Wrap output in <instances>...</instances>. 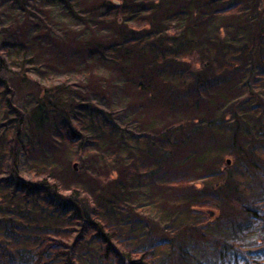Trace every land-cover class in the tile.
<instances>
[{
	"label": "trees",
	"instance_id": "1",
	"mask_svg": "<svg viewBox=\"0 0 264 264\" xmlns=\"http://www.w3.org/2000/svg\"><path fill=\"white\" fill-rule=\"evenodd\" d=\"M6 2L0 264H264V0Z\"/></svg>",
	"mask_w": 264,
	"mask_h": 264
},
{
	"label": "rangeland",
	"instance_id": "2",
	"mask_svg": "<svg viewBox=\"0 0 264 264\" xmlns=\"http://www.w3.org/2000/svg\"><path fill=\"white\" fill-rule=\"evenodd\" d=\"M5 4H6V6L4 7ZM2 8H3V10H2ZM2 8H0V10H1L0 11V46H1L2 41L8 37L9 31H11L10 27H11L12 24H14L13 23V17L15 15V14H13L9 3L6 2V3L2 4ZM5 10H6V12L4 13ZM36 19L37 18L35 16V18H33V20H36ZM20 23L22 24V20L20 21ZM54 27L56 29V26H54ZM39 29L43 30L44 29V25L43 26H39ZM17 99H18V103L19 104H24L25 100L27 101L28 97H27V95L26 96L23 95V96L17 97ZM145 121L147 123L148 119L145 120ZM141 122L144 124V120H141ZM147 132H149V131L147 130ZM153 132L155 133L156 131L153 130ZM109 151L111 152L112 150H109ZM73 160L74 161H72L71 166H74V163L77 164V167L75 168L76 170H74V174L73 175H75L76 179H78V180H74V181L75 182L78 181L79 183L81 182L82 184H84L86 190L88 188V191L89 190L90 191H94L95 185L93 184V181H91L92 177L90 178L88 176V174L91 173V174H94L95 176L96 175L100 176V174H104L106 172L105 167H103V168H102V166L99 167L97 165V163L93 161V159H89L88 157H87V162L85 163V165H81L80 160H76V159H73ZM115 161L110 159V161H108L109 166H112L113 164L115 165ZM123 161L124 160L122 159V162ZM63 163H67V162H63L62 161V163L60 164L62 166V170L66 166V164H63ZM71 174L72 173L67 172L66 175H65V174H63L61 172L60 176L62 178H65L67 181H69V179H67V178Z\"/></svg>",
	"mask_w": 264,
	"mask_h": 264
},
{
	"label": "water",
	"instance_id": "3",
	"mask_svg": "<svg viewBox=\"0 0 264 264\" xmlns=\"http://www.w3.org/2000/svg\"><path fill=\"white\" fill-rule=\"evenodd\" d=\"M227 162H228V164H231V159L228 158V159H227ZM74 167H75V168L77 167V164H76V163H74Z\"/></svg>",
	"mask_w": 264,
	"mask_h": 264
}]
</instances>
